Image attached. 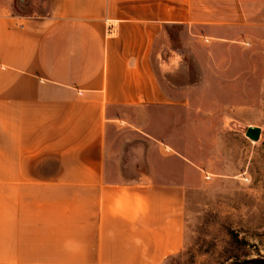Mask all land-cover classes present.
Here are the masks:
<instances>
[{"label":"crops","instance_id":"1","mask_svg":"<svg viewBox=\"0 0 264 264\" xmlns=\"http://www.w3.org/2000/svg\"><path fill=\"white\" fill-rule=\"evenodd\" d=\"M263 56L264 0H50L43 17L0 0V264L180 254L194 169L225 174L226 136L264 116ZM146 107L168 109L171 153L149 141L126 179L109 129Z\"/></svg>","mask_w":264,"mask_h":264},{"label":"rangeland","instance_id":"2","mask_svg":"<svg viewBox=\"0 0 264 264\" xmlns=\"http://www.w3.org/2000/svg\"><path fill=\"white\" fill-rule=\"evenodd\" d=\"M3 2L14 15L22 17H43L50 10V0ZM178 35L179 32L173 34L174 42H179ZM260 62L264 65V56ZM256 92L264 106V87L257 88ZM240 123V135L225 138L226 173L194 169L196 188L187 197L185 246L165 264H264V116ZM250 123L262 130L258 142L246 137ZM169 124L168 109L160 107L130 111L126 121L112 124L109 129L114 131L110 142L112 156L114 159L119 156V170L126 179L146 171L149 141L160 147L161 157L167 159L171 153L166 148ZM133 133H139L148 142L142 141L144 157L136 162V167L130 168L124 158L125 148L141 143ZM160 161V167L166 170L175 168L171 161L163 158ZM176 168L182 170V167Z\"/></svg>","mask_w":264,"mask_h":264},{"label":"water","instance_id":"3","mask_svg":"<svg viewBox=\"0 0 264 264\" xmlns=\"http://www.w3.org/2000/svg\"><path fill=\"white\" fill-rule=\"evenodd\" d=\"M262 130L259 127H249L246 131V137L253 142H258L261 139Z\"/></svg>","mask_w":264,"mask_h":264}]
</instances>
